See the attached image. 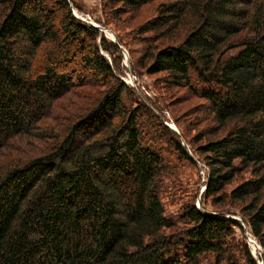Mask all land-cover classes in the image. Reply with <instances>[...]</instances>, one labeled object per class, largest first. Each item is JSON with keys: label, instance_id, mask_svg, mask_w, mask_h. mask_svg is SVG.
<instances>
[{"label": "trees", "instance_id": "obj_1", "mask_svg": "<svg viewBox=\"0 0 264 264\" xmlns=\"http://www.w3.org/2000/svg\"><path fill=\"white\" fill-rule=\"evenodd\" d=\"M103 5L117 22L155 8L134 27L149 45L139 65L200 115L168 127L117 75L123 39L68 0H0V264H259L226 215L264 253V0ZM183 140L207 167L212 211L195 190L166 213L162 195L183 190L177 163L196 165Z\"/></svg>", "mask_w": 264, "mask_h": 264}, {"label": "rangeland", "instance_id": "obj_2", "mask_svg": "<svg viewBox=\"0 0 264 264\" xmlns=\"http://www.w3.org/2000/svg\"><path fill=\"white\" fill-rule=\"evenodd\" d=\"M68 1L72 14L78 20L83 22L81 19H79V17H87V19L88 17H90L91 20H89L88 23H83L97 27L109 40H112V35H114L116 38L119 35L126 43V47L120 45L122 47H120L122 57L120 62L121 72L117 71V75L120 76V78L125 83L136 89L137 97L143 96L154 110L158 108L164 117L165 124L168 127L174 130L177 129L178 131L177 121H179L183 126L186 125L187 128L190 127L193 117L195 115H200L197 110L194 114H192L191 112L193 109H195V106L199 104V101L190 96L185 97L189 92L184 91V89L169 90V88L163 83V74L157 73L151 75L146 72L144 67H141L139 65V59L144 54L145 49L149 45H147L145 42H143V40L138 38L139 36H137V32L135 31L134 27L137 26L140 22H143V20L152 17L154 15L155 8L153 6L151 7L150 5H144L141 7L140 10H136L134 12L129 11L121 13L120 15H116V17L119 18V21L117 22L116 20L112 19V16L115 13L111 12L109 8L105 10L103 0ZM70 49L72 51L79 50L78 45L74 42L70 44ZM80 52L81 51H78V55L80 54ZM105 56L108 58L107 55ZM77 61L78 59H75L73 62L74 64L71 66L73 69L76 70L78 69V64L76 63ZM78 67H80L78 71H81V74H84L85 76L89 75V77L93 75V69L88 70L83 66L81 67L80 64L78 65ZM96 88L98 89L97 86ZM145 128L154 131V129L149 126H145ZM189 132L194 134L195 130L189 129ZM183 144L187 148L188 152L192 153L190 151L189 145L186 144L184 140ZM171 152L174 154L173 150H171ZM195 161L196 165L194 166L183 162L177 163V167L179 170L178 177L181 180V183L179 184L182 185L183 190L180 193V198L179 196H177L176 198L171 197V188L168 190L169 192H166L162 195L164 208L167 214L178 215L181 212V203L185 199H189L191 195L188 196V194L195 190L199 191V195L196 199V205L200 208L205 207V210L208 211L213 210L210 202L203 203L200 197L201 191L204 190L205 183L207 180V167L197 159ZM187 191L188 193H186ZM226 216L238 219V221L242 223L244 231L242 232L240 229L236 228L235 235L237 239L243 238L245 242L248 243L247 236L251 235L250 229L245 224L238 211H235L231 214H227ZM253 244L257 248H261L262 251L261 253H258V250H255L256 255H254L253 253L252 254L257 257L258 260H263L262 264H264V253L262 245L260 244L257 238L256 242ZM201 264H215V262L210 257H204L202 258Z\"/></svg>", "mask_w": 264, "mask_h": 264}, {"label": "built area", "instance_id": "obj_3", "mask_svg": "<svg viewBox=\"0 0 264 264\" xmlns=\"http://www.w3.org/2000/svg\"><path fill=\"white\" fill-rule=\"evenodd\" d=\"M83 21H85V22H89V20H91L90 19V17H88V19H87V17H80ZM247 236V235H246ZM247 238H248V243H249V246L251 247V249H252V251L255 253V250H258V253H261V248H257L253 243H255L256 242V238L251 234V235H248L247 236Z\"/></svg>", "mask_w": 264, "mask_h": 264}, {"label": "water", "instance_id": "obj_4", "mask_svg": "<svg viewBox=\"0 0 264 264\" xmlns=\"http://www.w3.org/2000/svg\"><path fill=\"white\" fill-rule=\"evenodd\" d=\"M113 37L111 38L114 42H116V43H118V41H117V38L114 36V35H112ZM121 47V46H120ZM122 48V47H121ZM176 131H177V129H176ZM190 154V156L194 159V160H196L195 159V157L192 155V153H189Z\"/></svg>", "mask_w": 264, "mask_h": 264}]
</instances>
